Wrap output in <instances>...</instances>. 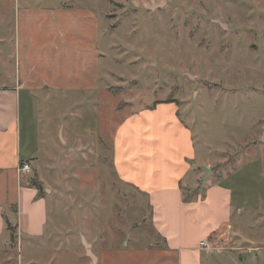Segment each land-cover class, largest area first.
<instances>
[{
	"label": "crops",
	"instance_id": "1",
	"mask_svg": "<svg viewBox=\"0 0 264 264\" xmlns=\"http://www.w3.org/2000/svg\"><path fill=\"white\" fill-rule=\"evenodd\" d=\"M98 29V17L87 6L0 0V252L4 264H21L22 241L42 239L49 230L50 197L42 193L45 182L40 170L57 160V146L71 154L77 150L94 154L97 159L108 147L112 176L145 198L151 232L158 240L155 246L143 248L129 246L126 238L109 245L105 236H97L101 230L95 235L66 229L70 231L67 244L70 238L77 243L74 235L80 234L85 264H264L259 235L261 225L264 234L260 213L264 186L260 191L258 185H264V126L256 142L238 154L241 161L220 175L208 160L198 161L193 130L181 119L175 99L124 112L128 104L120 100L106 111L112 124H104L99 101L103 102L109 87L101 84ZM82 104L96 106L89 110L91 116L69 118L72 109L78 111ZM78 120L85 121V130ZM22 163L30 171L20 173ZM249 166H254L257 177L250 182L245 179ZM203 167L209 170L204 179ZM205 239L211 241L209 251L198 246Z\"/></svg>",
	"mask_w": 264,
	"mask_h": 264
},
{
	"label": "rangeland",
	"instance_id": "2",
	"mask_svg": "<svg viewBox=\"0 0 264 264\" xmlns=\"http://www.w3.org/2000/svg\"><path fill=\"white\" fill-rule=\"evenodd\" d=\"M49 1L87 6L98 17L101 84L109 87L99 101L101 122H111L106 111L120 100L128 104L124 112L175 99L193 130L198 161L208 160L220 175L256 142L264 126V0ZM78 107L69 118H88L96 106ZM76 123L86 129L84 120ZM56 150L57 160L40 170L42 193L50 197L49 230L42 239L22 241L21 264H85L80 234L67 244L66 236L79 229L101 230L97 236L109 245L126 238L131 247L155 246L148 203L114 179L108 147L99 159ZM245 179H257L254 166L246 167ZM260 213L264 217V208Z\"/></svg>",
	"mask_w": 264,
	"mask_h": 264
},
{
	"label": "built area",
	"instance_id": "3",
	"mask_svg": "<svg viewBox=\"0 0 264 264\" xmlns=\"http://www.w3.org/2000/svg\"><path fill=\"white\" fill-rule=\"evenodd\" d=\"M18 171L20 173H26L28 171H30V167L28 164L26 163H22L19 168H18ZM198 246L200 249H203V250H211V241L210 240H201L199 243H198Z\"/></svg>",
	"mask_w": 264,
	"mask_h": 264
},
{
	"label": "water",
	"instance_id": "4",
	"mask_svg": "<svg viewBox=\"0 0 264 264\" xmlns=\"http://www.w3.org/2000/svg\"><path fill=\"white\" fill-rule=\"evenodd\" d=\"M157 5H159V4H157ZM153 7H151V8H153ZM202 171H203V177H202V179H204L206 177V175L208 174L209 170H208V168L203 167L202 168ZM84 246L86 248V251H87L88 256H90L92 259H94V256L90 252L89 246L87 244H84Z\"/></svg>",
	"mask_w": 264,
	"mask_h": 264
},
{
	"label": "trees",
	"instance_id": "5",
	"mask_svg": "<svg viewBox=\"0 0 264 264\" xmlns=\"http://www.w3.org/2000/svg\"><path fill=\"white\" fill-rule=\"evenodd\" d=\"M30 185H32V186H36V187H39V188H40V185H38L36 182H30ZM183 200H184V201H188L189 198L184 197ZM6 227H7L8 230L11 229V226H10L9 224H7Z\"/></svg>",
	"mask_w": 264,
	"mask_h": 264
}]
</instances>
